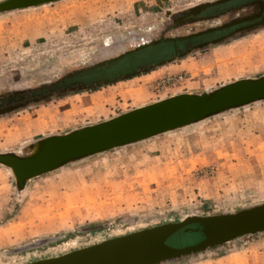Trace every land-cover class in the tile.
Masks as SVG:
<instances>
[{"label":"rangeland","instance_id":"rangeland-1","mask_svg":"<svg viewBox=\"0 0 264 264\" xmlns=\"http://www.w3.org/2000/svg\"><path fill=\"white\" fill-rule=\"evenodd\" d=\"M215 1L65 0L2 15L0 93L37 88L102 64L149 38H160L175 15ZM263 74L264 28L124 81L2 116L0 153L20 151L43 136L94 124L174 94L202 92ZM179 75L183 80L175 86L162 84L166 77ZM263 202L260 103L72 164L30 182L22 193L0 165V264H26L186 215L231 212ZM98 225L106 227L83 232ZM217 238L200 234L181 241L172 238L167 245L181 250ZM43 239L55 242L27 252L16 250ZM237 243L219 256L210 253L187 264L219 259L217 264H228L232 258L229 264H264V235Z\"/></svg>","mask_w":264,"mask_h":264},{"label":"water","instance_id":"water-1","mask_svg":"<svg viewBox=\"0 0 264 264\" xmlns=\"http://www.w3.org/2000/svg\"><path fill=\"white\" fill-rule=\"evenodd\" d=\"M62 1L65 0H3L0 2V16ZM160 42L157 40L152 45ZM149 44L145 40L132 50L107 58L104 63L117 62L145 49ZM260 103H264V74L237 79L202 92L174 94L94 124L43 136L20 151L0 153V165L10 169L16 189L22 193L30 182L72 164ZM105 227L92 226L83 232H97ZM189 233L218 238L181 250L167 245L172 238ZM260 235H264V202L231 212L186 215L176 221L115 235L26 264H187L206 254L216 253L219 256L225 249L235 248L242 239ZM54 242L53 239H43L16 250L27 252Z\"/></svg>","mask_w":264,"mask_h":264},{"label":"flooded vegetation","instance_id":"flooded-vegetation-1","mask_svg":"<svg viewBox=\"0 0 264 264\" xmlns=\"http://www.w3.org/2000/svg\"><path fill=\"white\" fill-rule=\"evenodd\" d=\"M192 28L187 29V27ZM264 28V0H218L172 17L158 39H147L145 49L107 64H97L63 76L55 82L32 89L0 93V117L31 105L47 103L53 98L98 89L124 81L157 65H165L240 36ZM172 31V35L167 34ZM182 32V33H180ZM161 40L157 45L155 41ZM140 54L142 57H135ZM141 59V60H140ZM127 79V78H126Z\"/></svg>","mask_w":264,"mask_h":264},{"label":"built area","instance_id":"built-area-1","mask_svg":"<svg viewBox=\"0 0 264 264\" xmlns=\"http://www.w3.org/2000/svg\"><path fill=\"white\" fill-rule=\"evenodd\" d=\"M181 80H183V76L182 75L175 76V77H166V79H164L162 81V84L163 85H174L175 86Z\"/></svg>","mask_w":264,"mask_h":264},{"label":"trees","instance_id":"trees-1","mask_svg":"<svg viewBox=\"0 0 264 264\" xmlns=\"http://www.w3.org/2000/svg\"><path fill=\"white\" fill-rule=\"evenodd\" d=\"M153 71V70H152ZM200 234H183L181 235L179 238L175 239L176 241L179 240H187V239H194L197 236H199Z\"/></svg>","mask_w":264,"mask_h":264},{"label":"crops","instance_id":"crops-1","mask_svg":"<svg viewBox=\"0 0 264 264\" xmlns=\"http://www.w3.org/2000/svg\"><path fill=\"white\" fill-rule=\"evenodd\" d=\"M233 259L234 258H232L231 260H229L228 261V264L231 262V261H233ZM217 261H220V259L219 260H217ZM216 260H214V261H211V262H209L210 264H217L216 262H217ZM215 262V263H214ZM219 264H223V262L222 263H219Z\"/></svg>","mask_w":264,"mask_h":264},{"label":"bare ground","instance_id":"bare-ground-1","mask_svg":"<svg viewBox=\"0 0 264 264\" xmlns=\"http://www.w3.org/2000/svg\"><path fill=\"white\" fill-rule=\"evenodd\" d=\"M9 171V173H11L10 169H7Z\"/></svg>","mask_w":264,"mask_h":264}]
</instances>
